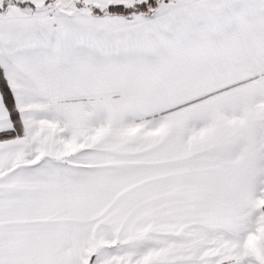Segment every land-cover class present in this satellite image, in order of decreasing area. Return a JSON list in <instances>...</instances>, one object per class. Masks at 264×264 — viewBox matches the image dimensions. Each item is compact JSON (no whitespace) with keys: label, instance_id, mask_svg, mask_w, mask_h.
Returning a JSON list of instances; mask_svg holds the SVG:
<instances>
[{"label":"snow or ice","instance_id":"snow-or-ice-1","mask_svg":"<svg viewBox=\"0 0 264 264\" xmlns=\"http://www.w3.org/2000/svg\"><path fill=\"white\" fill-rule=\"evenodd\" d=\"M0 264H264V0H0Z\"/></svg>","mask_w":264,"mask_h":264}]
</instances>
